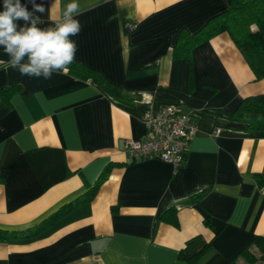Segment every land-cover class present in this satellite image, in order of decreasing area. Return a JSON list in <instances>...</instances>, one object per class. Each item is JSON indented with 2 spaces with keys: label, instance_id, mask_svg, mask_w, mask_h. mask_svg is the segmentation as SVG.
<instances>
[{
  "label": "crops",
  "instance_id": "crops-1",
  "mask_svg": "<svg viewBox=\"0 0 264 264\" xmlns=\"http://www.w3.org/2000/svg\"><path fill=\"white\" fill-rule=\"evenodd\" d=\"M71 2L22 0L41 28ZM77 2L74 62L120 96L69 72L21 75L0 48V264H250L244 247L264 264L250 242L264 235V131L229 119L264 78L225 31L173 55L229 0ZM164 105L197 126L177 168L124 148Z\"/></svg>",
  "mask_w": 264,
  "mask_h": 264
},
{
  "label": "trees",
  "instance_id": "trees-1",
  "mask_svg": "<svg viewBox=\"0 0 264 264\" xmlns=\"http://www.w3.org/2000/svg\"><path fill=\"white\" fill-rule=\"evenodd\" d=\"M222 31L227 32L236 46L241 49L255 78H264V0H229L227 9L209 18L198 31L192 34L181 31L173 47V55L190 57L196 44ZM67 72L89 78L103 86L111 95L120 96L118 89L109 85L97 72L84 64L73 62ZM4 90L0 91V94ZM229 119L246 123L249 131H264V93L242 98L234 112L229 115ZM105 177L106 171H103L86 193V199L94 196ZM258 181L264 183V177H258ZM172 214L173 211H167L162 216L175 222ZM250 242L257 246L259 258L264 259V235H255ZM241 252L250 264L257 257L247 247ZM232 264L235 263L232 261Z\"/></svg>",
  "mask_w": 264,
  "mask_h": 264
},
{
  "label": "clouds",
  "instance_id": "clouds-1",
  "mask_svg": "<svg viewBox=\"0 0 264 264\" xmlns=\"http://www.w3.org/2000/svg\"><path fill=\"white\" fill-rule=\"evenodd\" d=\"M35 10L44 11L42 7ZM77 15L79 4L72 0L54 27L41 28L43 21L29 11L22 0H3L0 48L10 58L12 68L21 75L44 80H50L54 73H66L77 52V44L71 38L81 31Z\"/></svg>",
  "mask_w": 264,
  "mask_h": 264
},
{
  "label": "built area",
  "instance_id": "built-area-1",
  "mask_svg": "<svg viewBox=\"0 0 264 264\" xmlns=\"http://www.w3.org/2000/svg\"><path fill=\"white\" fill-rule=\"evenodd\" d=\"M143 122L145 133L142 137L124 140V148L129 157L152 156L174 168L179 167L184 160L189 140L197 131L191 117L176 105H164L155 112L144 113Z\"/></svg>",
  "mask_w": 264,
  "mask_h": 264
}]
</instances>
